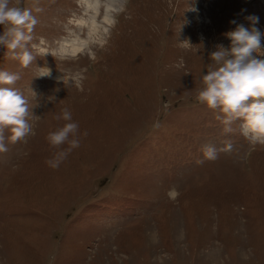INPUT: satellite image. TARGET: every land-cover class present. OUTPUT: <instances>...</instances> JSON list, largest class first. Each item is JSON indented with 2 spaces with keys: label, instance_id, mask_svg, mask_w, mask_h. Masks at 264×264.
<instances>
[{
  "label": "rangeland",
  "instance_id": "rangeland-1",
  "mask_svg": "<svg viewBox=\"0 0 264 264\" xmlns=\"http://www.w3.org/2000/svg\"><path fill=\"white\" fill-rule=\"evenodd\" d=\"M18 6L38 20L36 59L24 68L0 47V70L20 75L34 135L5 132L0 264H264V146L240 122L225 133L197 99L225 33L251 28L249 16L264 32V0H100L97 15L86 0ZM64 108L81 146L53 169L47 136Z\"/></svg>",
  "mask_w": 264,
  "mask_h": 264
},
{
  "label": "clouds",
  "instance_id": "clouds-1",
  "mask_svg": "<svg viewBox=\"0 0 264 264\" xmlns=\"http://www.w3.org/2000/svg\"><path fill=\"white\" fill-rule=\"evenodd\" d=\"M19 3L20 0H16V5H13V0H0V27L3 28L0 47L7 49L12 59L27 68L36 59L30 46L32 49L37 47L32 41L38 20L31 9L20 7ZM246 19L251 22V28L239 24L235 30L225 33L231 40L230 49L218 44L211 52L214 63L202 76L203 88L197 99L217 113L216 119L223 124L225 133H231L232 126L240 122L244 137L252 145L264 146V32L256 27L258 17ZM20 78L18 73L0 70V152L7 151L6 131L11 133L8 139L12 143L34 135L30 120L35 115L28 100L14 87ZM61 119L66 123L47 136L50 146L56 150L53 158L46 161L53 169H58L69 154L81 146L79 124L73 121L68 108L56 116L57 121ZM83 135L86 137L88 133ZM230 149V143L222 149L207 145L203 155L205 159L215 161L220 151ZM197 163L203 161L198 160ZM168 195L175 199L179 193L173 188Z\"/></svg>",
  "mask_w": 264,
  "mask_h": 264
},
{
  "label": "bare ground",
  "instance_id": "bare-ground-1",
  "mask_svg": "<svg viewBox=\"0 0 264 264\" xmlns=\"http://www.w3.org/2000/svg\"><path fill=\"white\" fill-rule=\"evenodd\" d=\"M114 2V0H112ZM86 2L90 5V7L93 9V11L95 12V14L97 15L99 12V6H100V0H95L92 4H90L89 0H86ZM113 6V3H110L107 9V16H106V21L110 23V16H109V10L110 8ZM93 25L96 26V21L95 18H93ZM105 29V28H104ZM74 48L72 50V53L76 54L80 48L77 47L76 44L73 45Z\"/></svg>",
  "mask_w": 264,
  "mask_h": 264
}]
</instances>
